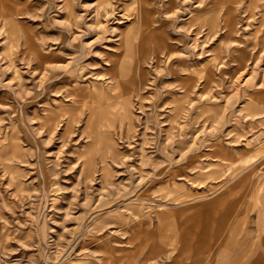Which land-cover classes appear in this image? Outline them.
I'll return each instance as SVG.
<instances>
[{"label":"rangeland","instance_id":"1","mask_svg":"<svg viewBox=\"0 0 264 264\" xmlns=\"http://www.w3.org/2000/svg\"><path fill=\"white\" fill-rule=\"evenodd\" d=\"M0 264H264V0H0Z\"/></svg>","mask_w":264,"mask_h":264},{"label":"bare ground","instance_id":"2","mask_svg":"<svg viewBox=\"0 0 264 264\" xmlns=\"http://www.w3.org/2000/svg\"><path fill=\"white\" fill-rule=\"evenodd\" d=\"M93 115H94V113H93ZM96 140H97V144H98L97 149H99L102 153L106 154V153H113L114 152L112 144H110L108 142L107 138L104 136V133L102 131L98 132V136H97Z\"/></svg>","mask_w":264,"mask_h":264}]
</instances>
